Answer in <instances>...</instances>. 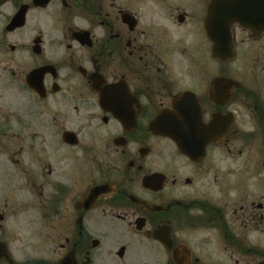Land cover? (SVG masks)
Listing matches in <instances>:
<instances>
[{
  "label": "flooded vegetation",
  "instance_id": "af4514ba",
  "mask_svg": "<svg viewBox=\"0 0 264 264\" xmlns=\"http://www.w3.org/2000/svg\"><path fill=\"white\" fill-rule=\"evenodd\" d=\"M211 1L0 0V264H264V31L216 59ZM197 107L222 126L202 153L151 130Z\"/></svg>",
  "mask_w": 264,
  "mask_h": 264
},
{
  "label": "water",
  "instance_id": "95a60500",
  "mask_svg": "<svg viewBox=\"0 0 264 264\" xmlns=\"http://www.w3.org/2000/svg\"><path fill=\"white\" fill-rule=\"evenodd\" d=\"M205 23L209 37L213 41L214 57L222 58L224 54L231 57L230 27L234 23H238L256 32L264 30V0H212L207 9ZM228 84L235 85L233 82ZM179 99L183 100L181 101L183 103L191 98L185 96ZM191 102L193 103V101ZM180 112H163L152 123V130L173 137L180 149L187 154L199 151V149L203 150L205 142L213 135L211 131L207 132L205 127L197 128L200 118L199 109L188 111L189 114H195V118H191L188 123L176 120L175 115H179ZM211 125L210 130H213V126H219V120L214 121ZM221 127L218 128L221 129ZM198 136L202 137V142H197ZM99 189L95 188L91 196H96Z\"/></svg>",
  "mask_w": 264,
  "mask_h": 264
},
{
  "label": "rangeland",
  "instance_id": "374dc122",
  "mask_svg": "<svg viewBox=\"0 0 264 264\" xmlns=\"http://www.w3.org/2000/svg\"><path fill=\"white\" fill-rule=\"evenodd\" d=\"M203 1V0H202ZM237 30V29H236ZM237 33L239 34V32L237 31ZM210 65V68H208L211 72V74L215 75L217 74L218 72H220V67L218 65V62L217 61H214L211 60V62L209 63ZM227 66L233 70V67L235 68L236 67V62L235 61H230L228 62ZM234 71V70H233ZM244 143V142H242ZM240 141L239 142H235L233 144V146H235V148L237 149H246L248 150L251 142L247 145H243ZM253 147L250 149H257V151L259 153H264V139L262 136H258V139L256 138L255 142L252 144ZM235 149V150H237ZM242 149V150H243ZM262 161L263 160H259L258 162V167L259 169H263V166H262ZM236 167L237 165H231L230 167ZM260 174H264V171H258ZM258 184H259V194H261V188H262V185L264 184V175H259V181H258ZM19 190L18 191H15L16 193V197H14L11 202L9 203V207L7 209H5V213L6 214H12L13 211L16 213L14 216H9L8 217V221L11 222V224L13 225L12 226V233L15 234L16 238H21V237H24L23 239H26L27 236L21 234V233H26L27 232V209H29V201H30V194L28 193V191L23 188V186L20 184L19 185ZM21 217L22 220H17L18 217ZM11 218V219H10ZM9 226H10V223H9ZM260 230L263 228V226H260L259 227ZM10 228L7 229H3V233L4 232H9ZM16 233H19L18 235ZM263 232L259 231V234H258V241H259V245L261 247H264V233L262 234ZM20 242V240L16 241V243L12 244L11 243V247H15V245ZM20 246H24L23 243L22 245ZM19 252V248L17 250ZM18 256V255H16ZM237 257H242L240 258V260L242 261H245V260H248L245 256H237ZM227 258H229L227 256ZM231 263H233V260H229ZM227 261V263L229 262Z\"/></svg>",
  "mask_w": 264,
  "mask_h": 264
}]
</instances>
